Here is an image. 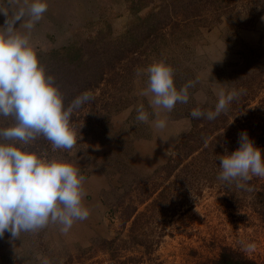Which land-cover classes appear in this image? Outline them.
I'll return each instance as SVG.
<instances>
[{"label":"rangeland","instance_id":"374dc122","mask_svg":"<svg viewBox=\"0 0 264 264\" xmlns=\"http://www.w3.org/2000/svg\"><path fill=\"white\" fill-rule=\"evenodd\" d=\"M135 1L141 3L136 12L132 10L134 7L131 9ZM29 2L0 0V31L13 28L28 34L39 62L51 76L53 65L48 59V50L71 44L82 45L85 49L92 45L111 47L112 40L149 8L165 0H46L47 11L28 32L25 25L30 21ZM233 2L237 5L208 27L191 28L186 39L184 36L169 40L159 49L156 46L138 54L139 57L126 67L123 77L108 81L111 88L96 90V93L107 92L108 99L101 102V105L107 103L105 110L93 108L89 112L82 107L73 111L70 126L76 132V145L71 150L51 148L48 158L63 159L80 168L85 177L83 204L90 214L86 220L76 221L67 234L53 224L37 233L22 232L18 238H12L6 231L0 238V264H42L38 257L47 258L49 264H111L107 261L113 253L101 249L104 242L115 236L109 204L132 182L164 164L179 135L189 127L190 121L185 115L189 110L214 109L217 89L233 90L238 76L248 75L257 68L262 71L254 98L236 111L235 118L227 109L226 130L214 132L211 137L208 152L209 159L214 155L213 159L201 171L196 170L191 180H176L177 191L173 184L170 185L166 207L149 220L148 236L152 240L158 238L153 251L144 254L139 261L136 260L139 247L121 250L118 254L128 256L123 264H196L214 256L223 244L264 262V221L251 209L253 199L249 197V184L243 189L235 183L229 184L227 192L237 201L233 202V207H225L221 201V187L226 182L218 180L219 172L216 173L220 169L217 157L239 147L241 132H247L264 158V0ZM154 60H163L172 67L178 90L189 81L194 84L188 89L186 104L177 103L170 113H162L168 121L164 130L135 119V106L140 103L152 112L148 99L138 94L145 87L146 77H138L136 73ZM68 71L59 70L55 84L62 96L73 87ZM254 107L256 110L249 111ZM154 118L150 115V121ZM104 121L108 129L102 131ZM12 123L11 118L0 117V128ZM124 153H130L126 168L122 174L110 176L107 173L113 164L110 162ZM253 179L257 186L264 185V178ZM179 185L189 190L188 196L179 191ZM141 208L139 206L138 210ZM248 245H254V250L248 251ZM68 257L72 258L69 262L66 261Z\"/></svg>","mask_w":264,"mask_h":264},{"label":"clouds","instance_id":"9594fccd","mask_svg":"<svg viewBox=\"0 0 264 264\" xmlns=\"http://www.w3.org/2000/svg\"><path fill=\"white\" fill-rule=\"evenodd\" d=\"M27 10L30 21L25 28L30 32L47 11L46 0H30ZM136 74L146 77L145 87L138 94L148 99L152 112L140 103L135 106V119L151 123L157 130L166 129L168 121L162 113H170L177 103L186 104L193 82L178 90L174 71L163 60H154L137 69ZM239 95L234 89L220 87L214 110L194 108L190 116L214 120ZM91 99V93L84 92L66 107L54 78L39 62L29 35L13 28L0 31V117L13 121L0 128V238L6 231L12 238L22 232L37 233L50 224L67 234L76 221L88 218L89 209L83 204L85 177L80 168L31 151L29 146L42 137L53 150H71L77 143L76 132L70 126L72 113ZM150 115L155 117L151 121ZM238 143L235 151L217 157V179L243 189L251 178H264V158L247 132L239 134ZM254 247L248 245L247 250ZM38 259L49 264L47 258Z\"/></svg>","mask_w":264,"mask_h":264},{"label":"trees","instance_id":"16d2710c","mask_svg":"<svg viewBox=\"0 0 264 264\" xmlns=\"http://www.w3.org/2000/svg\"><path fill=\"white\" fill-rule=\"evenodd\" d=\"M132 5L131 9L134 7L135 9L132 10L135 12L141 8L139 1L133 2ZM235 5L237 3H234L233 0H165L163 4L149 8L124 33L117 36L114 41L112 40L109 43L112 44L111 47L92 45L85 49L82 45L71 44L58 50H48L46 53L53 65L50 74L54 78V83H57L58 72L61 69H68L73 80V87L71 86L68 94L63 96L65 106H69L72 100L80 94L89 92L92 99L82 105L83 109L89 112L93 108L105 110L107 103L101 105V102L108 99L107 92L104 90L106 93L103 91L96 93V90L99 87L111 88V85L108 86L110 84L108 81L112 82L113 77H123L126 67L139 57L138 54L156 46V49H159L169 40H179L184 36L186 39L191 28L199 25L208 27L221 14L232 10ZM54 62L55 64H53ZM55 68L56 71H54ZM259 69L253 70L248 75L238 76L239 81L235 83L234 89L240 92V95L228 106V113L232 114L234 118L236 111L246 105L248 100L254 98L257 89L256 83L260 81L259 74L262 71V68ZM191 110L185 114L190 121L189 127L179 135L178 141L169 152L164 164L150 174L132 182L124 189L122 195L109 204L108 213L112 220L110 224L114 225L115 236L104 242V246L101 248L113 253L107 263L123 264L128 256L126 258L118 252L130 248L139 247V256L136 257L138 261L144 254L149 255L158 243V238L155 240L149 238L146 230L147 224L152 216L156 215V212L166 207L169 186L173 184L175 189L173 190L177 191L176 180L188 181L187 178L191 180L196 170L201 171L209 163V160L213 159L214 155L209 159L208 144L212 141L211 137L214 132L226 130L225 124L228 116L222 112L211 121L205 118L194 119L190 116ZM252 110H256V107L249 111ZM244 118L248 120L247 115ZM102 125V131L108 129L105 121ZM218 134L220 137L222 136L221 133ZM51 148L53 147L50 142L42 137L29 146V150L39 154L46 153L47 157L51 154ZM129 154L116 155L115 159L110 162L113 164L111 166L107 164L109 166L107 173L110 176L122 174L127 166L126 158ZM210 169L212 167L207 170ZM217 171L220 172V169L216 170V173ZM169 178H172V181H167ZM250 180L247 183L250 188V200L253 199L251 209L264 221V185L257 186L253 178ZM166 181L167 183L164 184ZM229 186L226 182L224 187H221V201L225 207H233V202L237 201L233 198L232 193L227 192ZM179 187V191L188 196L189 190L184 185H179ZM139 206H142L140 210H138ZM121 234H123L122 237H120ZM71 259L68 257L66 261L69 262ZM196 264H264V262L245 256L237 248L222 244L214 256L198 261Z\"/></svg>","mask_w":264,"mask_h":264}]
</instances>
